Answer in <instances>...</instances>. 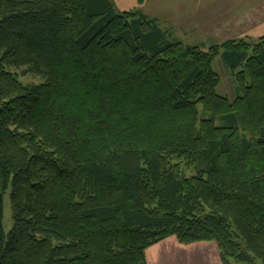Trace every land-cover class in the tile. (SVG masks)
Masks as SVG:
<instances>
[{
    "label": "trees",
    "instance_id": "16d2710c",
    "mask_svg": "<svg viewBox=\"0 0 264 264\" xmlns=\"http://www.w3.org/2000/svg\"><path fill=\"white\" fill-rule=\"evenodd\" d=\"M8 187L0 264H147L171 237L264 264V36L204 51L112 0H0Z\"/></svg>",
    "mask_w": 264,
    "mask_h": 264
},
{
    "label": "rangeland",
    "instance_id": "374dc122",
    "mask_svg": "<svg viewBox=\"0 0 264 264\" xmlns=\"http://www.w3.org/2000/svg\"><path fill=\"white\" fill-rule=\"evenodd\" d=\"M112 3L117 12L138 11L158 19L161 28L168 31L173 40L201 47L204 51L229 41L252 43L264 36V20L260 21V18L264 19V11L259 10L264 8V0H112ZM211 66L219 79L216 94L230 103L234 102L241 92L221 52L213 59ZM19 81L23 85L40 83L38 78L31 76L19 77ZM207 116L200 113L201 118ZM9 195L10 187L4 192L0 188L5 234L12 227ZM175 240L168 238V241H162L164 244L161 242L162 246L154 251L161 257L160 264H212L208 255L210 247L196 243L186 247ZM255 264L261 263L256 260Z\"/></svg>",
    "mask_w": 264,
    "mask_h": 264
},
{
    "label": "crops",
    "instance_id": "0c3cea01",
    "mask_svg": "<svg viewBox=\"0 0 264 264\" xmlns=\"http://www.w3.org/2000/svg\"><path fill=\"white\" fill-rule=\"evenodd\" d=\"M259 10H262L264 11V8H261ZM183 15V14H182ZM261 15V14H260ZM264 20L263 18H260V21ZM222 23H219L218 25H221ZM213 31V30H212ZM210 31V32H212ZM169 239H173L172 238H169ZM166 240H164L163 242H165ZM168 241V239H167ZM176 241V240H175ZM162 242V244H164ZM177 242V241H176ZM172 243V241H171ZM173 243H175L173 241ZM178 243V242H177ZM161 242L151 248H149L148 250H146V256H147V264H160V258L161 257H158L157 253H155L154 251L158 248V247H161L162 246ZM179 244V243H178ZM197 244H203V245H206L208 247H210L209 249V252H208V255H209V260L212 261V264H222L221 261H220V257H219V250H218V247L217 245L214 243V242H201V243H196ZM179 245H182V244H179ZM193 245V244H190V246ZM186 247H189V245H186ZM189 249V248H188ZM151 259V260H149ZM155 259H157V262H155ZM149 261H151L152 263H150Z\"/></svg>",
    "mask_w": 264,
    "mask_h": 264
}]
</instances>
